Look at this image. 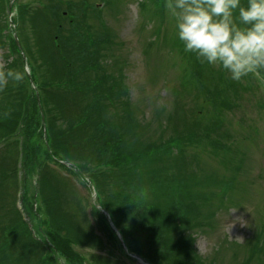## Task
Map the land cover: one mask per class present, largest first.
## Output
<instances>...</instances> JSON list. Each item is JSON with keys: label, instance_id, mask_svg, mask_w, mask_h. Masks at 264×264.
<instances>
[{"label": "trees", "instance_id": "1", "mask_svg": "<svg viewBox=\"0 0 264 264\" xmlns=\"http://www.w3.org/2000/svg\"><path fill=\"white\" fill-rule=\"evenodd\" d=\"M147 1L145 11L141 10L142 21L159 22L162 9L156 0ZM7 2L0 0V51L4 50L5 61L2 67L21 71L23 79L0 89V190L13 187V199L15 187L22 191L23 208L35 236L19 211L17 223H0V264H58L59 259L64 264H83L84 255L75 246L103 248L92 225L88 223L86 231L73 221V216L84 215V206H76L81 208L79 214L68 208L70 197L74 196L51 164L75 177L84 187L82 178L90 181L95 202L100 206L98 209L90 205L100 222L98 227L120 246L102 209L108 213L128 252L150 264H204L194 257L196 252L185 227L178 225L200 213V198L191 196L192 186L198 183H189L187 177L193 176L186 175V171L193 169L195 158L186 153L196 142L212 151L228 147L218 140L223 138L220 133L224 130L218 121L222 112L233 106L231 99L224 90L203 83L202 62L189 52L192 62L182 83L184 97L201 98L218 119L202 122L203 125L200 122L192 128L180 127L163 141L160 138L155 143H141L135 138V128L142 124L133 119L127 103L123 107L125 115L123 108L110 112L111 106L117 107L112 100L126 96L127 90L107 72L102 56L113 54L112 35L107 36L102 7L87 0H39L37 5L31 0L15 5L12 22L37 98L8 25ZM241 2L246 4L247 0ZM73 7L79 9L71 10ZM90 15L98 22L92 24ZM157 27L151 32H158ZM139 28L143 30L145 24L142 22ZM26 31L31 34L25 36ZM152 39L145 40L144 47L153 44ZM179 41L175 36L174 47L179 46ZM89 72L91 77L86 76ZM197 105L204 109L201 103ZM200 108L196 112L199 116ZM9 148L11 153L5 154ZM235 163V169L240 167V163ZM30 181H34V195L28 200ZM13 209L17 210L14 203ZM262 226L260 236L264 235ZM263 253L264 247L257 244L241 264H250Z\"/></svg>", "mask_w": 264, "mask_h": 264}, {"label": "rangeland", "instance_id": "2", "mask_svg": "<svg viewBox=\"0 0 264 264\" xmlns=\"http://www.w3.org/2000/svg\"><path fill=\"white\" fill-rule=\"evenodd\" d=\"M27 1L31 0L17 2ZM87 1L102 7L101 18L107 27V36L112 35L110 40L114 44L110 45L114 49L113 54L103 56L102 60L110 65L107 71L117 80H122L118 83L120 87L127 90L126 96L122 94L119 99L112 100V104L117 107L111 106L110 112L122 110L127 103L133 119L142 124L140 128L136 126L135 138L141 143H155L160 138L161 141L168 139L171 131L177 132L180 127L192 128L200 122L202 125V122H216L219 116L216 117L211 107L202 102L201 98L196 99L191 95L184 97L182 83H185L190 71L191 55L184 51L181 41L178 47H174L176 30L162 5L165 0H156L163 14L159 22L155 23L145 22V19L142 21L141 10L148 6L147 0H113L106 3L101 0ZM35 2L39 0H32V4L37 5ZM74 8L79 9H70L75 11ZM8 16L15 17V11L9 12ZM89 17L92 24L98 22L95 16ZM141 21L145 24L143 30L139 28ZM156 26L158 32H151ZM23 34L30 35L31 31ZM151 38H154V43L144 47L145 40ZM117 43L120 45H116ZM3 51H0V66L5 64ZM192 54L193 58L200 60ZM202 65L203 83L213 84L214 88L224 90L231 99L230 102L232 101L233 106L222 112L221 120L218 121L224 128L220 133L223 138L218 140L220 139L221 144L226 143L228 147L212 151L211 147L199 142L188 147L186 155L194 157L195 163L192 164V170L186 171V175L193 176L187 177L189 183H198L192 186L191 196L200 198L197 201L200 204L197 207L200 213L192 219L187 218V223L178 225L185 227L187 238H191L196 252L194 257L204 264H241L247 261L257 244L264 247V235H259L264 223V81L252 76L233 81L218 66L206 62ZM91 75V72L86 74L88 77ZM198 108L202 111L200 116L196 114ZM123 109L125 115L126 108ZM11 151L9 148L5 154H10ZM222 160L230 163H221ZM235 162L240 163V167L236 166L235 169ZM51 166L57 170V176L74 196L70 197L68 208L79 214L82 213L81 208L76 209V206L84 205L85 214L73 216V221L86 231L89 223L101 237L102 249L75 246V250L86 257V263L148 264L130 255L126 257L116 241L110 240L98 227L100 222L90 206L95 200V193L88 187V181H85L84 187L73 176L69 177L54 164ZM206 178L211 180L207 181ZM33 183L34 181H30L28 200L29 196L34 195L31 189ZM226 183V187L222 186ZM13 190V187L0 190V223H17L18 212L13 209V203L18 197V189L15 187L14 199ZM7 191L10 192L6 196ZM219 191H223V194L217 195ZM19 203L17 201V205ZM91 255L100 261H95V258L90 261L93 257ZM260 256L261 258H254L250 264H264V253ZM63 263L60 259L58 264Z\"/></svg>", "mask_w": 264, "mask_h": 264}, {"label": "clouds", "instance_id": "3", "mask_svg": "<svg viewBox=\"0 0 264 264\" xmlns=\"http://www.w3.org/2000/svg\"><path fill=\"white\" fill-rule=\"evenodd\" d=\"M164 8L185 52L233 81H264V0H165ZM22 79L21 71L0 66V89Z\"/></svg>", "mask_w": 264, "mask_h": 264}]
</instances>
